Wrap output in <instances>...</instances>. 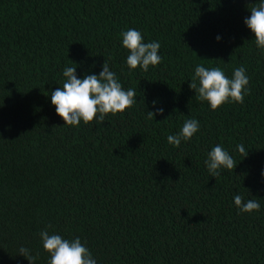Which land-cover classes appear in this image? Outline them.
Wrapping results in <instances>:
<instances>
[{"label": "trees", "instance_id": "obj_1", "mask_svg": "<svg viewBox=\"0 0 264 264\" xmlns=\"http://www.w3.org/2000/svg\"><path fill=\"white\" fill-rule=\"evenodd\" d=\"M258 3L0 0V264H30L21 247L48 264L42 230L79 237L97 264H264V53L244 23ZM128 29L161 45L147 72L126 64ZM105 60L137 102L64 124L50 98L63 70L99 75ZM196 65L229 79L243 66L244 102L198 101ZM188 119L199 130L168 143ZM216 145L237 164L212 177ZM238 194L260 210L241 212Z\"/></svg>", "mask_w": 264, "mask_h": 264}, {"label": "clouds", "instance_id": "obj_2", "mask_svg": "<svg viewBox=\"0 0 264 264\" xmlns=\"http://www.w3.org/2000/svg\"><path fill=\"white\" fill-rule=\"evenodd\" d=\"M250 12L251 15L244 19V23L254 34L256 46L264 53V0H259L258 5L252 7ZM121 36L122 45L129 52L126 64L130 70L139 67L147 72L150 65L156 66L161 62L159 42H144V37L136 29H128L122 32ZM219 39L217 36V40ZM245 72L243 66L237 67L229 79L219 67L209 69L196 65L189 88L195 90L198 101H207L213 110L230 101L243 103L246 86L249 83ZM63 76L66 78L65 82L50 92V98L57 115L66 125L79 126L81 121L87 125L94 120L103 123L109 113L116 115L137 102L135 90L131 88L125 90L122 87L106 60L99 75L91 74L78 78L76 67H66ZM155 103L153 101L154 105ZM163 111V108H157L155 112L147 111V118L153 119L156 113L162 114ZM198 130L199 122L196 119H188L178 134L167 137L168 143L179 147L182 140H190ZM237 150L243 157L248 155L243 144H238ZM205 164L210 176L217 177L221 168L234 170L237 163L222 146L216 145L208 152ZM234 203L241 212L251 213L260 210V203L257 200L244 201L239 194L234 196ZM40 238L43 249L50 254L48 264H97L79 237L69 240L59 234H49L47 230H42ZM19 254L30 264H34L36 257L30 254L29 249L21 247Z\"/></svg>", "mask_w": 264, "mask_h": 264}]
</instances>
